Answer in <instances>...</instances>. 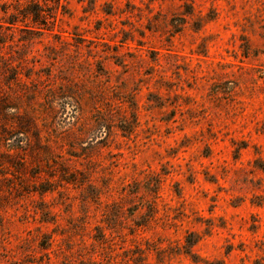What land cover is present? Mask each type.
<instances>
[{
    "label": "rangeland",
    "instance_id": "rangeland-1",
    "mask_svg": "<svg viewBox=\"0 0 264 264\" xmlns=\"http://www.w3.org/2000/svg\"><path fill=\"white\" fill-rule=\"evenodd\" d=\"M0 264H264V0H0Z\"/></svg>",
    "mask_w": 264,
    "mask_h": 264
}]
</instances>
